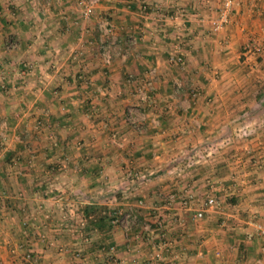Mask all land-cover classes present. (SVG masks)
<instances>
[{"label":"crops","instance_id":"obj_1","mask_svg":"<svg viewBox=\"0 0 264 264\" xmlns=\"http://www.w3.org/2000/svg\"><path fill=\"white\" fill-rule=\"evenodd\" d=\"M75 2L0 0V264H264V0Z\"/></svg>","mask_w":264,"mask_h":264},{"label":"built area","instance_id":"obj_2","mask_svg":"<svg viewBox=\"0 0 264 264\" xmlns=\"http://www.w3.org/2000/svg\"><path fill=\"white\" fill-rule=\"evenodd\" d=\"M80 5H81V12L84 16L89 15V13L91 12V8L92 5L90 2H83V1H79ZM235 3V0H219V6L215 12V14L213 16H209V18L207 19V23L208 26L210 28L211 32H216L219 29H221L224 25L227 24V22L229 21V16H230V12L231 9L233 7ZM98 28L99 30H101L103 33H109L110 32V27L109 24L104 20H100L98 22ZM177 46L175 45L174 48H176ZM254 50L258 51L259 47L257 45H255ZM103 54V64H108L109 60H110V55L108 54L107 51H105V53ZM170 61L176 62V63H182L183 59L181 57L180 53H175L173 55H171L170 57ZM153 71L151 70L145 79L144 82V86L138 89V97L140 99H146L148 91L153 89ZM1 87L4 88V85L1 84ZM97 92L99 94H101L103 91L101 88L97 89ZM4 125V124H3ZM6 140V136L3 133H0V145L4 143V141ZM135 173L132 170H127L126 171V175L128 177L134 175ZM166 199L169 200H173L174 199V194L171 192L169 194H167ZM139 202V201H138ZM179 203L181 206H184L188 203V201L186 199H180ZM214 206H218V202L217 200L213 197V196H207L202 202L200 207L194 211V213L192 214V218L194 220H199L203 217V213L204 210L208 207H214ZM122 216L123 218V228L124 231L126 232L128 230V219L131 217V215L128 212H116V214H113L110 218V222H116L117 221V216ZM178 219V225L182 226V218L180 216L176 217ZM121 222V221H120ZM252 227L260 234L264 235V225L261 224L260 222L257 221H250L249 222ZM150 224L148 222L143 223L142 225V229L145 231H149L150 230ZM167 248H174V243H172L171 241L167 240L166 242H162V243H157L151 246L150 252L148 255H146L145 261L147 264H162V263H171L172 259H167L164 258L163 255V251ZM115 247L114 246H109V250L110 251H114ZM172 256L174 258L179 257L178 253H171ZM30 255L29 253L25 254V257L28 258Z\"/></svg>","mask_w":264,"mask_h":264},{"label":"rangeland","instance_id":"obj_3","mask_svg":"<svg viewBox=\"0 0 264 264\" xmlns=\"http://www.w3.org/2000/svg\"><path fill=\"white\" fill-rule=\"evenodd\" d=\"M79 1H85V2H90L91 3V5H92V8H91V12L89 13V15H87V16H84L83 14H82V12H81V5H80V3H79ZM96 2H97V0H76V6H77V9H78V12H79V14L78 15H80V17L81 18H83V19H88V17H90V15L91 14H93L94 12H92L94 9V5L96 4ZM25 7V6H24ZM35 10V7H33V9H32V7L30 6V8H29V10ZM141 10H142V7L140 8ZM217 10V9H216ZM23 11H26L25 10V8H23ZM34 12V11H33ZM77 12V13H78ZM216 12V11H215ZM35 13V12H34ZM31 14H32V12H31ZM29 15V14H28ZM34 16V15H33ZM92 16V15H91ZM213 16V15H212ZM29 17H30V15H29ZM31 17H32V15H31ZM102 18L109 24V27H110V32L109 33H103V32H101L103 35H111L112 34V32H113V28H112V24H110V22L108 21V19L106 18H104V16H101L100 18H98V20L97 21H99L100 19L102 20ZM207 18H209V16H207ZM229 18H230V16H229ZM99 24V23H98ZM98 24H96L97 26H98ZM29 25V24H28ZM25 26H27V25H25ZM22 27V26H21ZM210 29V28H209ZM210 31V30H209ZM114 40V39H113ZM115 41V40H114ZM102 44H101V46H98V49H100L101 51H100V53L102 54V53H105V51H107L108 52V54L110 55L111 53V51H110V48H111V46L112 45H114L113 43H111V42H108V44L106 43H104V42H101ZM175 45V44H174ZM177 45V44H176ZM176 49V48H175ZM175 53H177V52H175ZM102 57H103V54H102ZM182 59H183V57H182ZM110 61V60H109ZM102 62H103V60H102ZM4 85L2 82H0V85ZM4 88H5V86H4ZM103 91V90H102ZM135 93H136V95L138 94V92H136L135 91ZM137 97H138V95H137Z\"/></svg>","mask_w":264,"mask_h":264},{"label":"trees","instance_id":"obj_4","mask_svg":"<svg viewBox=\"0 0 264 264\" xmlns=\"http://www.w3.org/2000/svg\"><path fill=\"white\" fill-rule=\"evenodd\" d=\"M92 207H93L92 205H86V206L83 208V212H84L85 214L88 213V212H90ZM95 209H96V208L93 207L92 211H95ZM99 211H101V210L99 209ZM104 215H105V210L103 209V214L100 215V216H98V217H101V216H104Z\"/></svg>","mask_w":264,"mask_h":264},{"label":"bare ground","instance_id":"obj_5","mask_svg":"<svg viewBox=\"0 0 264 264\" xmlns=\"http://www.w3.org/2000/svg\"><path fill=\"white\" fill-rule=\"evenodd\" d=\"M148 95V94H147Z\"/></svg>","mask_w":264,"mask_h":264}]
</instances>
